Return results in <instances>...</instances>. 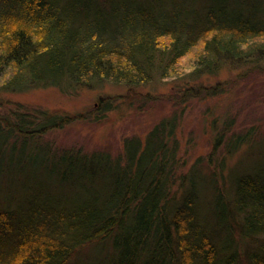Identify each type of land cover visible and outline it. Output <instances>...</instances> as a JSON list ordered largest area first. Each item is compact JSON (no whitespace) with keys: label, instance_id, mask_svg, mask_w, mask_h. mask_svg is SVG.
<instances>
[{"label":"trees","instance_id":"trees-1","mask_svg":"<svg viewBox=\"0 0 264 264\" xmlns=\"http://www.w3.org/2000/svg\"><path fill=\"white\" fill-rule=\"evenodd\" d=\"M186 56L193 80L226 63L264 65V0H0V92L135 90L179 79ZM218 88L178 90L186 102ZM66 119L0 109V264H264V135L253 139L254 127L226 139L227 153L246 146V162L226 169L210 156L206 171L202 157L187 167L177 157L175 114L125 137L114 157L42 139Z\"/></svg>","mask_w":264,"mask_h":264},{"label":"rangeland","instance_id":"rangeland-1","mask_svg":"<svg viewBox=\"0 0 264 264\" xmlns=\"http://www.w3.org/2000/svg\"><path fill=\"white\" fill-rule=\"evenodd\" d=\"M187 58L178 62L177 80L157 79L135 90L110 82L94 88L79 86L64 91L55 85H33L21 91L0 92L3 105L0 109L6 111L20 106V110L31 113L43 110L47 114L65 115L67 122L44 132L42 139L57 147L107 151L113 157L122 151L125 137L143 139L161 118L175 114L177 157L186 163L185 167L202 157L198 166L208 171L215 167L209 159L211 156L217 162L224 159L226 169L234 168L235 164L247 161V155H243L246 146L229 155L226 139L250 127L255 129L253 139L259 140L264 135V65L252 68V65L226 63L215 73H202L193 80L186 76ZM177 82L180 86L184 83L217 84L220 92L207 97H189L184 102L178 90L180 86H175ZM102 97L115 98L116 108L97 112L95 106ZM230 122L231 130L225 131ZM219 136L222 140L214 148ZM185 167L178 172H184Z\"/></svg>","mask_w":264,"mask_h":264}]
</instances>
